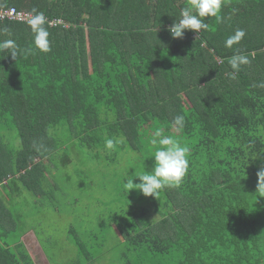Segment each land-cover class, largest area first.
Returning a JSON list of instances; mask_svg holds the SVG:
<instances>
[{
  "label": "trees",
  "instance_id": "16d2710c",
  "mask_svg": "<svg viewBox=\"0 0 264 264\" xmlns=\"http://www.w3.org/2000/svg\"><path fill=\"white\" fill-rule=\"evenodd\" d=\"M187 3L0 0V11L62 21L46 22L43 53L27 22L0 19V42L19 49L16 60L0 53V264H35L22 240L31 225L18 213L21 189L42 208L54 165L74 150L128 160L121 180L151 172L157 130L189 149V167L178 187L123 209L124 255L137 258L125 264H264V0H224L219 19L173 39L167 29ZM237 29L244 38L226 47ZM237 54L249 59L239 71L229 64ZM69 241L75 264L93 260L78 236Z\"/></svg>",
  "mask_w": 264,
  "mask_h": 264
},
{
  "label": "rangeland",
  "instance_id": "374dc122",
  "mask_svg": "<svg viewBox=\"0 0 264 264\" xmlns=\"http://www.w3.org/2000/svg\"><path fill=\"white\" fill-rule=\"evenodd\" d=\"M92 152L74 150L66 165L64 161L54 165L51 179L56 187L52 188V200H46L42 208L19 185L23 194L15 196L20 206L18 213L31 225L27 226L22 240L32 252L35 264H75L79 255L69 241L72 236H78L93 257L84 264H125L137 259L134 255H124L126 246L121 242L122 230L117 226L123 209L127 210L141 195L135 189L127 192L124 182L130 177L121 180L129 168L128 160L109 161V153L108 157L102 152L93 157ZM51 204L60 207L57 214L50 213Z\"/></svg>",
  "mask_w": 264,
  "mask_h": 264
},
{
  "label": "clouds",
  "instance_id": "9594fccd",
  "mask_svg": "<svg viewBox=\"0 0 264 264\" xmlns=\"http://www.w3.org/2000/svg\"><path fill=\"white\" fill-rule=\"evenodd\" d=\"M224 0H188L185 7L180 10L179 19L175 20L169 27L168 32L173 39H182L185 31L191 30L199 33L205 29L207 25L204 23L205 17H216L219 19V13ZM46 17L42 12L32 10V15L27 21L31 31L34 33V45L40 52L47 53L51 51L50 41L48 39ZM7 31V29H4ZM245 36L243 29H237L236 32L225 41V46L231 48L234 44H238ZM7 52L16 60L18 56V45L12 39L0 42V53ZM6 55V56H7ZM5 56L0 57L3 59ZM249 59L244 55H235L229 60L231 68L239 71L240 66L248 64ZM235 78L234 73H230ZM264 86V85H262ZM174 130L179 133L185 126V118L183 115H177L172 122ZM154 138L150 143L156 147L153 152L154 166L151 172H145L139 175L127 178L124 184L127 192L130 190H139L145 197L158 198L159 193L166 187H178L187 174L189 167L188 156L189 149L173 136L163 135L162 130L153 133ZM117 142L112 139L105 141V148L113 150ZM133 177H138L139 182L134 183Z\"/></svg>",
  "mask_w": 264,
  "mask_h": 264
},
{
  "label": "built area",
  "instance_id": "2783aa9c",
  "mask_svg": "<svg viewBox=\"0 0 264 264\" xmlns=\"http://www.w3.org/2000/svg\"><path fill=\"white\" fill-rule=\"evenodd\" d=\"M31 15L32 13L30 12H23V11L17 10L14 7H9L7 9L0 11V19L2 20L6 19L10 21L27 22ZM46 21L50 26L56 25V24H62L61 20H47L46 18ZM196 34L197 32L195 33V35Z\"/></svg>",
  "mask_w": 264,
  "mask_h": 264
},
{
  "label": "crops",
  "instance_id": "0c3cea01",
  "mask_svg": "<svg viewBox=\"0 0 264 264\" xmlns=\"http://www.w3.org/2000/svg\"><path fill=\"white\" fill-rule=\"evenodd\" d=\"M25 245H26V244H25ZM29 253H30V254H31V256L33 257V254H32V252L30 251Z\"/></svg>",
  "mask_w": 264,
  "mask_h": 264
}]
</instances>
